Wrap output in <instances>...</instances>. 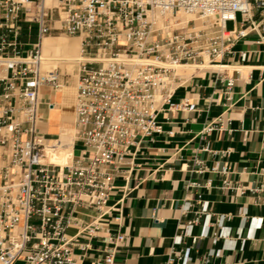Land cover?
I'll use <instances>...</instances> for the list:
<instances>
[{"label":"built area","instance_id":"2783aa9c","mask_svg":"<svg viewBox=\"0 0 264 264\" xmlns=\"http://www.w3.org/2000/svg\"><path fill=\"white\" fill-rule=\"evenodd\" d=\"M46 1L0 0V264H73V248L90 249L98 218L115 209L106 201L122 159L163 131L158 114L165 105L193 108L188 98L172 101L182 79L178 71L203 69L233 53L248 29L264 44V0ZM187 15L201 25L193 18L183 24ZM237 21L243 28L226 27ZM24 23L35 25L34 43L21 39ZM53 33L79 37L81 45L72 154L65 164L50 160L56 138L39 127L40 88L60 91L67 85L59 67L42 68L41 40ZM217 124L222 126L220 117ZM227 172L224 164L220 173ZM222 185L264 196V178L256 187L233 186L226 177ZM80 207L94 209L97 219L68 235ZM206 208L201 203V211ZM195 222L187 221L185 235ZM124 238L110 236L94 264H113ZM165 264H175L173 252Z\"/></svg>","mask_w":264,"mask_h":264},{"label":"crops","instance_id":"0c3cea01","mask_svg":"<svg viewBox=\"0 0 264 264\" xmlns=\"http://www.w3.org/2000/svg\"><path fill=\"white\" fill-rule=\"evenodd\" d=\"M231 23L230 29L243 28L239 21ZM256 40V31L248 29L234 42L233 53L203 69L178 71L182 79L172 101L188 98L193 108L165 105L158 114L163 131L143 139L133 155L122 159L106 201L115 209L98 218L90 249L73 248V264H94L104 255L105 241L116 234L125 238L113 264H165L172 252L175 264H264V196L222 185L226 177L233 186L256 187L264 178V44ZM39 92L40 130L58 137L60 120L49 131L42 128L51 108H61L63 92L46 86ZM208 125L216 126L205 132ZM216 164L217 171H211ZM224 164L226 174L220 173ZM201 203H207L205 211ZM73 216L68 235L98 214L80 207Z\"/></svg>","mask_w":264,"mask_h":264},{"label":"bare ground","instance_id":"6f19581e","mask_svg":"<svg viewBox=\"0 0 264 264\" xmlns=\"http://www.w3.org/2000/svg\"><path fill=\"white\" fill-rule=\"evenodd\" d=\"M52 3L53 2L51 0L46 1V4L48 5ZM189 18H193L197 26L201 25V20L196 16H192V15L182 16V23L184 24ZM69 49H75L76 53L71 54L66 52ZM80 49H81L80 41L75 40V38L70 39L64 36L62 37L44 36L40 44V53L43 59L42 68L49 69L50 66H52V68L57 66L60 67L61 70H66L67 72H69L67 70L68 67V69L73 73V68L77 65V62L81 57ZM45 65L48 66L49 68L46 67ZM184 67L192 68L191 66H184ZM71 72L69 73L71 74ZM76 78L77 76L74 77V82L72 83V85H74L73 86L74 90H75ZM59 92H63L62 102L60 101L61 108L59 110H56L54 107L55 105L51 108V114H50L51 118L49 119L48 122L43 123L42 129L49 131V129H51V127L53 126L52 122L60 120V123L57 125V132L59 133V136L56 137L57 146L49 154V158L54 163L65 164L69 162V158L71 157L72 154L75 98L73 99L71 86L65 85Z\"/></svg>","mask_w":264,"mask_h":264},{"label":"rangeland","instance_id":"374dc122","mask_svg":"<svg viewBox=\"0 0 264 264\" xmlns=\"http://www.w3.org/2000/svg\"><path fill=\"white\" fill-rule=\"evenodd\" d=\"M226 27L228 29H230L232 27V23L231 22H228L226 24ZM22 34H23V37L21 39L23 41L28 42V43L31 42V41H33L35 39V36H36V28H35V25L34 24H30V23H24L22 25ZM57 36H61V37L64 36V37H67V38H70V39L75 38V40L80 41V39L78 37H74V36H70V35H65V34H58V33H53V34L47 35L46 37H57ZM28 47L29 46L24 47L22 53H25V51H26V49ZM80 51H81V49H80ZM66 52L71 53V54H75L76 53L75 49H69ZM46 67H48V66H46ZM50 68H52V66H50ZM67 70L69 72H71L68 69V67H67ZM60 71H61V73H64L65 74L64 77L67 80V86H71L72 93H73V99H74L75 98V90L73 89V86L74 85H72V83L74 82V77L77 76L76 75V66L73 68V73L71 72V74L69 72H67L66 70H61L60 69ZM73 107H74V105H73ZM56 110H59V108H56ZM54 138H56V137H54ZM80 148H81V145L79 143H77L76 144V150H75L76 153L75 154L78 153V151L80 150Z\"/></svg>","mask_w":264,"mask_h":264}]
</instances>
